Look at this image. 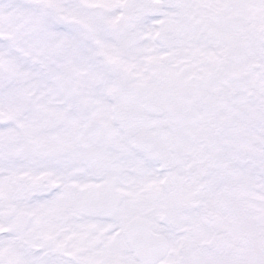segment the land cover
<instances>
[{"label":"snow or ice","instance_id":"1","mask_svg":"<svg viewBox=\"0 0 264 264\" xmlns=\"http://www.w3.org/2000/svg\"><path fill=\"white\" fill-rule=\"evenodd\" d=\"M0 264H264V0H0Z\"/></svg>","mask_w":264,"mask_h":264}]
</instances>
